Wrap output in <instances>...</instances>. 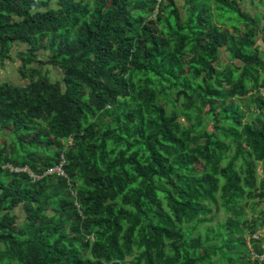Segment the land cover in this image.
<instances>
[{"label":"trees","instance_id":"trees-1","mask_svg":"<svg viewBox=\"0 0 264 264\" xmlns=\"http://www.w3.org/2000/svg\"><path fill=\"white\" fill-rule=\"evenodd\" d=\"M176 1L0 0V264H257L262 0Z\"/></svg>","mask_w":264,"mask_h":264},{"label":"rangeland","instance_id":"rangeland-1","mask_svg":"<svg viewBox=\"0 0 264 264\" xmlns=\"http://www.w3.org/2000/svg\"><path fill=\"white\" fill-rule=\"evenodd\" d=\"M177 5L179 7L182 6L183 1L182 0H177L176 1ZM54 3L52 2L50 6H53ZM241 10L244 12H248L251 15H254L255 13L259 16H262L261 23L264 24V0L261 1V3L255 7H247L246 4L242 3L241 5ZM258 45H261L260 41L258 42ZM17 47L13 48L12 54L14 55L15 50H24L25 46L23 44L18 43L16 45ZM228 61V55L224 52L223 49L220 50V63H225ZM19 62L16 60V58L13 56L12 60H5L3 63L0 62V83L1 82H8L9 84L12 85H25L26 81L22 80L18 71H17V66ZM45 69H48V77L50 78V81H56L59 77V74L56 69L52 67H46ZM210 123L207 119L203 120V129H208L209 130ZM132 152L137 153L136 160L138 162L143 163L145 160H147V154L144 150V147L140 142H135L134 146L131 149ZM47 154H52L51 152H48ZM120 170H125L129 173L132 172V166L129 164H124L122 167H118ZM257 174L259 177H262L264 175V172H262L261 165L260 163L257 164ZM17 214H21V211L19 209L16 210ZM250 210L246 211V214L249 216ZM214 220L213 223L215 222H221L225 219V216L223 215L222 211L215 212L213 211ZM257 236L259 237L260 240V245L261 249L264 250V229H261L258 231ZM251 249V248H250ZM246 253V252H245ZM244 255V254H243ZM246 255V254H245ZM128 262L131 263L132 259L129 258Z\"/></svg>","mask_w":264,"mask_h":264},{"label":"built area","instance_id":"built-area-1","mask_svg":"<svg viewBox=\"0 0 264 264\" xmlns=\"http://www.w3.org/2000/svg\"><path fill=\"white\" fill-rule=\"evenodd\" d=\"M69 144H71V141H68V145ZM64 165H65V159H64L63 155H60L58 163L55 166L46 170L43 175L55 174L58 177L65 178L66 176H65V173L63 170ZM1 168L4 170H7L10 173H23L32 182H35V181L41 179V177H42V176H38V175L34 174L33 172H31L26 166L22 167V168H17V167H13L11 165H8V164H4L3 166H1ZM252 238L253 239H259L257 234H253ZM249 254L251 256V259L255 260L257 262V264H264V250L261 252V254H255L252 251V249H250Z\"/></svg>","mask_w":264,"mask_h":264}]
</instances>
